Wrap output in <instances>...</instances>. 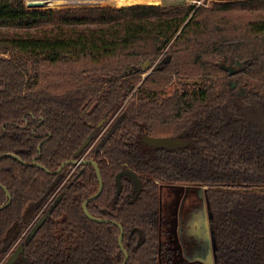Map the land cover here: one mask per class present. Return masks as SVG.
Wrapping results in <instances>:
<instances>
[{"label":"trees","instance_id":"obj_1","mask_svg":"<svg viewBox=\"0 0 264 264\" xmlns=\"http://www.w3.org/2000/svg\"><path fill=\"white\" fill-rule=\"evenodd\" d=\"M200 1L28 9L25 0H0V156L36 160L51 172L68 160H94L104 189L88 209L124 227L128 264H188L161 238L169 225L160 208L162 183L208 187L218 264L264 258L256 257L264 254V210L254 209L258 203L239 208L232 194L218 190L231 166L264 174L244 150L248 137L232 117L229 82L252 88L264 103V0ZM230 65L239 67L236 73L227 71ZM145 132L190 133L193 144L178 151L150 148ZM124 169L139 175L142 190L133 194L125 178L117 198L116 176ZM0 184L12 196L0 210V264L25 244L60 195L51 217L25 244L26 263L123 264L119 228L92 222L83 211L99 187L92 165L54 175L3 158ZM5 204L0 188V207ZM15 225L19 231L11 234Z\"/></svg>","mask_w":264,"mask_h":264},{"label":"rangeland","instance_id":"obj_2","mask_svg":"<svg viewBox=\"0 0 264 264\" xmlns=\"http://www.w3.org/2000/svg\"><path fill=\"white\" fill-rule=\"evenodd\" d=\"M71 8L79 7H128L137 4H155L163 6H173L182 4H202L197 0H72ZM218 1V0H217ZM212 1L208 2L211 6ZM242 66V65H240ZM227 71L234 74L238 70V66H227ZM231 89L233 94L232 103L234 120L242 122L244 125L245 133L248 137L247 144L244 145V150L250 149L251 157L249 158L251 164L255 166H264V103L261 101V96L256 94L252 88H246L240 81L230 79ZM227 112V111H226ZM227 116L225 118V125H232V121ZM114 122L105 128L104 132L108 133L113 126ZM242 153L239 155L241 156ZM247 156V155H246ZM245 157V156H243ZM232 162V161H231ZM253 165V166H254ZM255 172V171H254ZM230 178H243L246 176H258L257 172L252 174L246 168H236L231 166L229 168ZM251 176V177H253ZM238 182L241 183L242 181ZM227 184L229 182L227 181ZM243 188L230 187L226 190L242 192ZM245 195V194H244ZM243 195V196H244ZM251 195H246L248 198ZM160 208L162 216L169 223L163 226L162 241L171 243L175 241V248L178 249L177 259L183 260L191 258V253H197L203 246L207 245L209 250L210 242V228L207 223V209L205 202L204 189L201 186L191 185H173L161 184L160 194ZM36 220V219H35ZM27 261H21V264H27ZM176 263V262H175Z\"/></svg>","mask_w":264,"mask_h":264},{"label":"water","instance_id":"obj_3","mask_svg":"<svg viewBox=\"0 0 264 264\" xmlns=\"http://www.w3.org/2000/svg\"><path fill=\"white\" fill-rule=\"evenodd\" d=\"M26 1V8L28 9H64V8H71L70 4L73 2L72 0H25ZM234 88V85H233ZM108 121V118H104L99 124H98V129L103 128V126L106 124V122ZM91 139L92 136L87 138V140L82 144V146L79 148V150L77 151L76 155L79 156L81 155L87 147H89L90 143H91ZM143 143H145L148 147L150 148H156V149H163V150H167V151H171V150H176L179 148H184L186 147L189 143L187 141L181 140L179 138H173V137H151L147 134V132H145V135L143 137ZM3 158H14L16 160H18L19 162H21L24 165H28L31 167H37V168H41L42 170H44L45 172L49 173V174H54V175H59L63 172V170L68 167V166H80V165H92L96 171V176L99 182V187L96 191V193H94L93 195H91L83 204V211L86 215V217L91 220L92 222L95 223H100V224H113L116 225L119 230H120V235H119V247L122 250L123 254H124V261L123 264H128V260H129V252L126 250L125 246H124V236H125V230L124 227L118 223V222H114L112 220L106 219V218H99V217H95L93 216L88 209V205L91 201L96 200L103 192L104 189V181L102 178V174L99 168V165L94 161V160H86V159H80V160H76V159H72V160H68L64 163L61 164V166L54 172L48 171L45 167L41 166L36 160H34L32 163L27 164L25 163L19 156L15 155V154H4L2 156H0V160ZM128 179L133 187H134V192L133 194H140L141 190H142V182L141 179L139 178V176L137 175V173H135L132 170H123L120 173L117 174L116 176V197L118 198L121 193H122V189H123V179ZM0 188H2L6 195H7V204H5L4 206L0 207V210L5 209L6 207H8L11 202H12V196L10 194V192L3 186L0 184ZM63 199V195H60L55 202L50 206L48 212L46 214H44L39 220L38 222L35 224V226L32 228V230L29 232L25 244H29L37 235V233L40 231V229L42 228V226L48 221V219L51 217V215L53 214V212L55 211V209L58 207V205L60 204V202ZM208 203V201H207ZM208 206V205H207ZM208 212H210L209 210V206L207 207ZM19 231V226L15 225L12 229H11V234H15ZM211 235V240H212V248L215 251L216 250V244H215V240L213 239V233H210ZM140 237L142 238V235H140ZM210 238V237H209ZM25 244H20L13 252L12 254L7 258L6 262L4 264H19L21 261H25L26 257H25ZM209 246V245H208ZM208 260L205 262L207 264H215L216 261V256L213 255V252L211 250H208Z\"/></svg>","mask_w":264,"mask_h":264},{"label":"flooded vegetation","instance_id":"obj_4","mask_svg":"<svg viewBox=\"0 0 264 264\" xmlns=\"http://www.w3.org/2000/svg\"><path fill=\"white\" fill-rule=\"evenodd\" d=\"M110 134H111V131H109V133H107V137H109ZM189 137H190V133H187V134H184V135L180 136L179 139L187 141L189 144L186 147L176 149L175 151L186 149V148L187 149L190 148L193 143L191 142V140H189ZM171 151H173V150H171ZM249 152H250V149H249ZM251 152L253 153V150ZM251 155H249L248 158H250ZM124 170H131V169H124ZM251 172H252V174H255L254 171H251ZM251 176H253V175H251ZM251 176H246V177H243L242 179L241 178H230V177H228L227 179H228L229 184H227V182H226V184H224V186L220 187L218 190H220L222 192H225V193L232 194V196L234 197V199H233L234 201L233 202L236 203L239 208H241L242 206L248 205V204L254 205L255 203H258V206H255L254 209L258 213H260L261 211L264 210V174H260L258 176H253V177H251ZM224 179H226V178H224ZM240 179H241L242 182L238 183L240 181ZM174 185H182L183 187L184 186H191V185L201 186L204 189L206 209H207L208 203H207L206 194H207L208 187H205V186H202V185H198V184H174ZM233 186L235 188L236 187L237 188H243L242 190H245V191L242 192V193H243V195L244 194L245 195L244 196L241 195L240 192H234V191L226 190L227 188H230V187H233ZM160 187H161V184H160ZM133 192H134V187H133ZM160 194H161V191H160ZM246 195H251V196H249L248 198H245ZM222 205L223 206L225 205L227 207V202L223 201ZM210 219H211L210 213L208 212V209H207V223L209 225L210 233H211L212 224H211V220ZM171 243H173L174 247H175V241L171 240ZM212 245L213 244H212L211 235H210L209 250H210V247H211L213 255L216 256L217 248L214 251L213 248H212ZM203 247H204V249H201L199 252L191 253L193 255L191 258L180 260V262H183V263L187 262L188 264H207L205 262V260L209 261L208 260V253L209 252L207 250V245H205ZM175 249H176V254H178V249L177 248H175ZM261 255L264 257V254H257L256 257L257 258H261ZM263 259L261 258V261L259 260L257 264H264V260ZM218 263H219V260H218V257L216 256L215 264H218Z\"/></svg>","mask_w":264,"mask_h":264},{"label":"crops","instance_id":"obj_5","mask_svg":"<svg viewBox=\"0 0 264 264\" xmlns=\"http://www.w3.org/2000/svg\"><path fill=\"white\" fill-rule=\"evenodd\" d=\"M155 4H157V5H158V3H155Z\"/></svg>","mask_w":264,"mask_h":264}]
</instances>
